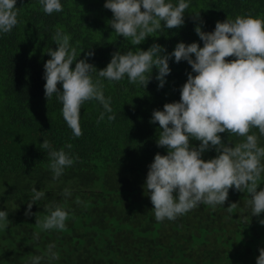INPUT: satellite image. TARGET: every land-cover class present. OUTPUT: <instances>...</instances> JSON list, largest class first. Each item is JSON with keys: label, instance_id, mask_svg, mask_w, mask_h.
<instances>
[{"label": "trees", "instance_id": "16d2710c", "mask_svg": "<svg viewBox=\"0 0 264 264\" xmlns=\"http://www.w3.org/2000/svg\"><path fill=\"white\" fill-rule=\"evenodd\" d=\"M105 2L60 0L63 11L46 14L40 0H16L18 23L11 32H0V211H7L11 222L0 230V264H32V257L43 256L50 244H55L59 259L45 256L40 264H256L264 248V225L259 223L264 212L251 215L246 192L230 188L222 206L201 203L175 220L157 222L150 191L144 188L155 154H167L166 147L157 146L161 129L158 122L150 123L152 113L180 101L187 74L195 75L187 61L169 60L171 71L163 88H158L156 68L145 88L127 77L109 81L93 73V80L99 78L104 85V96L111 98L113 112L97 123L103 106L96 100L84 102L78 138L63 119L57 95L45 99L44 64L50 59L48 49L57 47L52 37L58 28L71 36L69 43L78 53L83 48L78 60L91 50L94 55L86 62L101 70L117 50L146 51L155 43L172 53L179 42L203 47L197 25L212 32L218 21L237 16L264 19V0H186L189 8L181 27L167 29L162 22L139 45L115 33ZM170 2L178 5L179 0ZM57 87L62 91V85ZM108 115L115 119L109 121ZM252 133L264 147L259 130ZM218 135L230 147L246 140L228 132ZM44 140L54 150L64 148L79 158L58 179H53L48 150L41 148ZM68 143L71 150L64 147ZM199 144L190 138L191 146ZM217 155L210 148L201 158ZM33 187L45 197L26 216ZM65 189L70 196L64 195ZM261 189L264 173L257 191ZM50 203L64 205L70 213L66 230L37 228L36 219L49 214L45 205ZM231 203L238 208L230 214L226 209ZM37 232L39 239H33Z\"/></svg>", "mask_w": 264, "mask_h": 264}, {"label": "clouds", "instance_id": "9594fccd", "mask_svg": "<svg viewBox=\"0 0 264 264\" xmlns=\"http://www.w3.org/2000/svg\"><path fill=\"white\" fill-rule=\"evenodd\" d=\"M40 3L46 14L63 11L60 0H40ZM15 5L16 0H0V32L9 33L17 25ZM104 7L113 14L109 24L115 33L139 45L160 30L162 22L167 29L181 27L189 3L186 0H179L178 5L170 0H106ZM193 18L198 19L199 13ZM194 30L203 41V47L196 42L187 45L179 42L172 53L155 43L146 51L129 50L121 54L117 50L106 68L97 70L86 62L94 52L89 50L84 59L78 60L83 48L78 53L69 43L71 36L58 28L52 37L57 47L48 49L50 59L44 64L45 99L57 95L62 102L63 119L78 138L82 135L80 110L84 102L96 100L103 106L104 112L97 123L104 119L105 113L113 112L111 98L104 96V85L99 78L93 80V73L109 81L127 77L129 83L145 88L156 68L158 88H163L165 77L171 71L169 60L187 61L195 75L187 74L180 101L164 104L162 111L154 110L150 121L158 122L161 129L157 146L167 148L166 155L155 154L144 185L150 191L155 220H175L201 203L213 208L222 206L230 188L246 192L250 197L247 203L251 215L259 216L264 212V189L257 191L261 173H264L261 163L264 147L258 146L255 133H249L255 128L264 136V19L237 16L234 21H218L212 32L202 31L200 25ZM228 57L235 59L229 61ZM58 84L62 85V91ZM113 119L114 115H108L109 121ZM224 132L246 137V140L230 147L222 143L218 135ZM190 138L199 141V146H191ZM64 147L71 150L73 145L68 143ZM41 148L48 150L53 179H58L66 167L79 159L64 148L54 150L47 140ZM210 148L218 155L205 161L201 155ZM32 193L26 216L32 215L29 211L32 205L45 197V192L35 187ZM64 195L71 193L65 189ZM45 208L49 214L42 220L36 219L37 228L66 230L65 221L70 213L65 206L50 203ZM237 208V203H231L226 210L231 214ZM7 217V211H0V230H6L11 223ZM259 223L264 225V219ZM33 239H39L38 232L33 234ZM54 248L55 244L48 245L43 256L32 257V264H40L45 256L58 260L59 253L53 251ZM259 253L256 264H264V248L259 249Z\"/></svg>", "mask_w": 264, "mask_h": 264}]
</instances>
